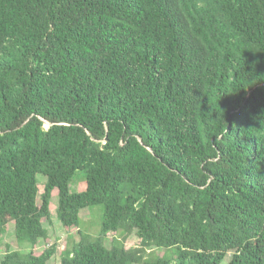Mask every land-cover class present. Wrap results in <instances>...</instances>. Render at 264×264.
I'll return each instance as SVG.
<instances>
[{
  "label": "trees",
  "instance_id": "trees-1",
  "mask_svg": "<svg viewBox=\"0 0 264 264\" xmlns=\"http://www.w3.org/2000/svg\"><path fill=\"white\" fill-rule=\"evenodd\" d=\"M55 189L56 264H264V0H0V264Z\"/></svg>",
  "mask_w": 264,
  "mask_h": 264
},
{
  "label": "rangeland",
  "instance_id": "rangeland-1",
  "mask_svg": "<svg viewBox=\"0 0 264 264\" xmlns=\"http://www.w3.org/2000/svg\"><path fill=\"white\" fill-rule=\"evenodd\" d=\"M48 124L45 123V126ZM37 178L39 180V188L42 190L43 180L45 178L38 174ZM85 188V182H84V173L80 170L76 171L72 178L69 181V191L71 193L74 192H81ZM56 205H57V190L52 191L51 200L49 203L50 207V220L43 221L44 227L47 229L48 237L47 239L39 238L38 242L34 247H32V250L34 252L41 251L45 244H52L54 243L56 245V251L54 255L50 258L49 263L50 264H56L60 262V253L63 250L66 242L68 241L67 238V232L64 229V227L61 225L59 220L56 217ZM80 228L86 232H89L90 234H94L97 231V228L100 223L101 218V209L100 206H94L90 208H85L80 211ZM6 232L3 236L0 237V259L4 255V252L6 248L9 247V249H22L27 250L30 249L29 244H24L23 246H19L17 242L15 241L14 232H13V222L8 223ZM74 236H76L75 233ZM110 238H107L106 243H109ZM138 238L136 235L131 234L128 236V238L125 241V246H134L138 244ZM230 252L225 257L222 264H226L228 259L230 258Z\"/></svg>",
  "mask_w": 264,
  "mask_h": 264
}]
</instances>
